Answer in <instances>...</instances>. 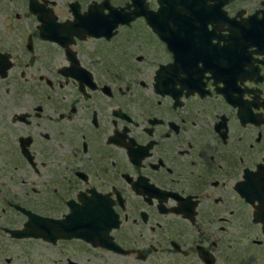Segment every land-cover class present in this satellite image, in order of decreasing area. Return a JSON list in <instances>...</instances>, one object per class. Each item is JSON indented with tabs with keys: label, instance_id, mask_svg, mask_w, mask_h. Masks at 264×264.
<instances>
[{
	"label": "flooded vegetation",
	"instance_id": "af4514ba",
	"mask_svg": "<svg viewBox=\"0 0 264 264\" xmlns=\"http://www.w3.org/2000/svg\"><path fill=\"white\" fill-rule=\"evenodd\" d=\"M23 3L0 28V264H264V0Z\"/></svg>",
	"mask_w": 264,
	"mask_h": 264
},
{
	"label": "water",
	"instance_id": "95a60500",
	"mask_svg": "<svg viewBox=\"0 0 264 264\" xmlns=\"http://www.w3.org/2000/svg\"><path fill=\"white\" fill-rule=\"evenodd\" d=\"M30 3H32V2H30ZM31 10L33 11V12H35V13H39V15H38V17H39V20H43L44 21V25L43 26H41V30H40V33H41V36H44V37H47V38H51V39H53V38H56V37H58V36H60L56 31H55V27L57 26V25H54L53 27H51V25L49 24L50 22V20H51V18H47L46 17V15H47V13H45L46 11H43L42 9H40V8H38V6H37V4L36 3H34L33 5H31ZM44 15H45V17H44ZM56 24V23H55ZM86 28H87V26H86ZM3 56H1L0 55V59L2 58ZM5 61H6V63H5V66L4 67H6L8 64H7V59H5ZM84 208H85V211L87 212V205L86 206H84ZM92 208V207H91ZM89 210V209H88ZM37 220H38V218L36 219V220H34L33 221V225H34V227H37V228H39V229H41V227H42V225L39 223H37ZM47 220V219H46ZM86 220H87V218H86ZM38 221H41V222H45V220H38ZM43 225H45V224H43ZM47 225H48V228H51L52 227V225L47 221ZM33 227V228H34ZM29 234H32V235H37V232H35L33 229H31L30 230V232H29ZM75 235H77V236H81V237H83V238H85V239H87V240H91L92 242L94 241V239L96 238V237H98V238H101L100 236H98V235H96V234H91L89 231H87V234H85L83 231H81V232H78V233H76ZM107 237H108V235H106ZM102 239V238H101ZM94 243V242H93ZM101 244H103V245H105V242H104V240H102V242H101ZM115 249H117V246H113Z\"/></svg>",
	"mask_w": 264,
	"mask_h": 264
},
{
	"label": "rangeland",
	"instance_id": "374dc122",
	"mask_svg": "<svg viewBox=\"0 0 264 264\" xmlns=\"http://www.w3.org/2000/svg\"><path fill=\"white\" fill-rule=\"evenodd\" d=\"M23 1L24 0H0V22L3 23V21L6 19L7 22H9V24H0V28L9 26L12 28L19 27L20 25L25 24L26 20L30 19V17L24 15L25 9H20L19 5H23L25 3H23ZM6 9H8V11H6ZM14 11L19 12V17L15 16ZM8 12L9 14H7Z\"/></svg>",
	"mask_w": 264,
	"mask_h": 264
}]
</instances>
